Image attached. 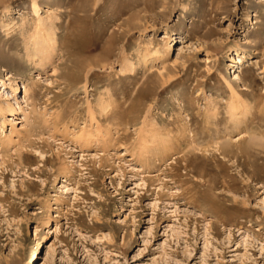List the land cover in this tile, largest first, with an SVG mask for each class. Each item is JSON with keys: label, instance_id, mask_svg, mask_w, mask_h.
I'll return each mask as SVG.
<instances>
[{"label": "rangeland", "instance_id": "1", "mask_svg": "<svg viewBox=\"0 0 264 264\" xmlns=\"http://www.w3.org/2000/svg\"><path fill=\"white\" fill-rule=\"evenodd\" d=\"M0 264H264V0H0Z\"/></svg>", "mask_w": 264, "mask_h": 264}, {"label": "bare ground", "instance_id": "2", "mask_svg": "<svg viewBox=\"0 0 264 264\" xmlns=\"http://www.w3.org/2000/svg\"><path fill=\"white\" fill-rule=\"evenodd\" d=\"M35 12H36V15H37V18H38V20H39V22H40V26H42L43 27V25L42 24H44V23H46V21H44L43 19H42V17H41V15H40V12H39V8L38 7H35V10H34ZM47 25V24H46ZM47 26H49V23H48V25ZM50 27V29H51V27L52 26H49ZM47 28L45 27V30H46ZM50 29H48L46 32H48L46 35H48L47 37H45V34H44V38H47V39H42L41 40V42L42 41H44V42H42V44H41V46H38L37 48H36V51H40V52H42V54L40 55V57H42L44 54H47L48 52H49V49H50V46H53L54 47V43L56 42V34L54 33V29L52 30V31H49ZM43 30H44V28H43ZM45 32V31H44ZM42 34V33H41ZM40 39V38H39ZM174 39V38H173ZM173 39H171V40H173ZM180 42H182L183 43V41H181L180 40ZM177 44V41L176 42H173V41H168L166 44H165V47H164V49L163 50H160V49H156V56H155V58L157 59V58H159L160 57V55H163V56H166L167 54H169L170 53V51L171 50H173L174 49V47H175V45ZM180 46V45H179ZM52 49V48H51ZM162 56V57H163ZM233 58H234V60H236V62H238L239 63V66L237 67V70H235V71H233V77H235V78H237V79H239V78H241L240 77V75H239V71L241 70V65L243 64V61H242V58H243V56L242 57H240L239 55H237V56H233ZM242 73L244 74L245 73V71H242ZM6 83L5 82H2V85H5ZM228 84H229V86H231V90L233 91V95H235V94H240V92L239 91H237L236 90V88L234 87V85H233V83L232 82H230V81H228ZM23 91H24V93H26L27 92V87L24 85L23 86ZM232 93V92H231ZM238 103H240V104H242V109H241V112H245V111H247V109H248V106H247V101H246V99L245 98H240V99H238V101L236 102H234L233 103V106L234 105H237ZM2 130V129H1ZM43 246V243L42 242H39V244H38V246Z\"/></svg>", "mask_w": 264, "mask_h": 264}]
</instances>
